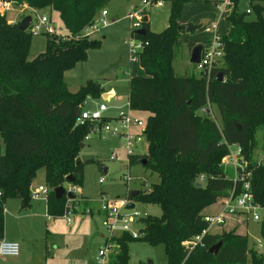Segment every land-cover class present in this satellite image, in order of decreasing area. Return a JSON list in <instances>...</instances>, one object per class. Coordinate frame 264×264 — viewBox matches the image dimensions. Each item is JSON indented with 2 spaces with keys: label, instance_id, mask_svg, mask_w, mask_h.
Instances as JSON below:
<instances>
[{
  "label": "trees",
  "instance_id": "16d2710c",
  "mask_svg": "<svg viewBox=\"0 0 264 264\" xmlns=\"http://www.w3.org/2000/svg\"><path fill=\"white\" fill-rule=\"evenodd\" d=\"M6 1L30 11H49L52 23L53 14L58 15L65 34L46 36V52L30 60L33 36L21 22L9 23L0 11V240L7 199L28 208L30 188L40 170L50 189L49 217H62L67 211L68 199H56L55 189L64 188L68 178L73 180L70 186H83L81 145L93 129L78 125V120L87 97L101 99L104 89L88 82L71 92L64 75L85 62L88 49L98 45L82 34L113 0ZM194 1L170 0L169 26L161 33L151 32L149 21L143 24L144 37L131 31L130 38L147 45L137 55L144 76L130 78L128 104L131 112L147 115L143 157L148 159L145 168L157 174L159 183L127 199L157 206L162 215L143 218L138 239L128 233L115 236L116 254L110 264H127L128 245L135 240L163 246L167 264H264L260 249L250 248L247 235L236 229L208 234L204 247L192 252L182 246L207 228L203 210L235 187L232 169L223 165L227 145L242 148L254 200L264 210V0H248L249 14L240 10L242 0H232L227 9L229 32L221 38L224 60L209 77L178 76L174 62L180 48L197 45L183 41L185 31H179L183 6ZM219 73L222 82L216 81ZM208 104L216 108L220 124L200 113ZM260 132L261 147L256 138ZM201 176L205 181L197 187ZM236 189L240 191V185ZM74 197L71 203L78 206L81 199ZM259 223L264 241V212ZM219 242L217 256L211 255L209 249Z\"/></svg>",
  "mask_w": 264,
  "mask_h": 264
},
{
  "label": "rangeland",
  "instance_id": "374dc122",
  "mask_svg": "<svg viewBox=\"0 0 264 264\" xmlns=\"http://www.w3.org/2000/svg\"><path fill=\"white\" fill-rule=\"evenodd\" d=\"M134 8V2L126 0H113L106 7L109 26L93 33L90 42L98 45L87 51V60L77 64L64 75L71 92H77L88 82L100 84L107 99L89 101L85 109L97 110L102 102H106L108 110L104 113L106 118H116L121 112H128L129 79L144 76L139 57L131 55L126 41L130 39L131 24L127 19L128 11ZM170 0H164V7H150L148 11L149 30L161 33L169 26L171 12ZM250 9L248 0H242L240 10ZM42 15H51L49 11H39ZM230 11L223 3L216 0H196L185 4L179 18L180 26L192 25L197 30L184 32L182 39L188 43L209 44L215 38L226 36L229 32ZM9 23L22 22L31 18L30 10L20 13L17 7L5 12ZM53 24L60 34H65L61 28L58 15L53 14ZM86 34H90L86 30ZM47 50V37L44 35L33 37L30 46V60L45 53ZM192 50V49H191ZM191 50L184 44L174 62V71L178 76L198 75L196 66L190 62ZM212 111L220 124L215 107ZM210 119L209 114H206ZM113 116V117H110ZM133 119L146 123L145 113L131 112ZM132 134H139L141 129L132 128ZM262 133L256 138L259 147L262 145ZM81 154L94 156V161L84 164L83 186H76L72 192L80 200L74 213L56 217H48L47 199L31 201L28 208L22 209L17 199H7L5 206V228L14 230L19 234L20 254L17 257L0 258V264H96V258L104 244L99 238L102 234L104 243L108 242L109 232L103 226V217L97 212L105 200L123 204L127 195L132 191L143 192L153 184L159 183L157 174L139 164V160L147 154V143L137 145L134 150L135 159L130 162L129 154L124 148L123 141L111 133L102 131L101 134L92 133L85 141ZM116 154V158H112ZM106 169V172H105ZM126 179L128 181H126ZM49 187L45 181V172L40 170L30 188L31 197L38 192L39 187ZM70 183L64 184L68 191ZM87 199L83 198V196ZM104 196V198H102ZM135 210L144 218L160 217L159 207L134 202ZM67 207V203H66ZM91 210L87 215L86 211ZM220 210V201L203 210L202 214H217ZM130 214V211H123ZM262 216V213L260 212ZM68 219L71 221L68 222ZM142 221V220H141ZM142 225V222H141ZM225 225V227H223ZM217 232L236 229L248 237L250 248L260 249L264 254V241L260 235L261 224L254 222L246 216H234L228 219ZM140 225H138V228ZM215 231V232H216ZM112 243L115 244L113 241ZM112 244V245H114ZM129 259L127 264H167L163 246H150L144 241H131L128 245ZM110 263L114 255H110Z\"/></svg>",
  "mask_w": 264,
  "mask_h": 264
},
{
  "label": "built area",
  "instance_id": "2783aa9c",
  "mask_svg": "<svg viewBox=\"0 0 264 264\" xmlns=\"http://www.w3.org/2000/svg\"><path fill=\"white\" fill-rule=\"evenodd\" d=\"M136 6L128 11L127 19L130 21L132 31H138L143 28L144 20L148 18V11L150 7H163L164 0H131ZM232 0H223V5L226 10L232 7ZM12 7H17L13 2L10 1H0V11L7 12L11 10ZM20 13L25 12L28 7H17ZM250 9L246 10V13H250ZM33 15L31 16V21L28 26V32L33 37L44 36H55L57 35V30L54 24L51 22L49 15H40L38 11L31 10ZM108 12L103 10L101 15L96 19V21L86 30L90 31V34H86V30L83 32V37H90L89 35L100 31L103 28L109 26L107 20ZM129 53L131 55H138L143 51L146 42H143L137 38H130L126 41ZM205 48L201 55L200 64H196V69L198 73L203 74L205 77H209L212 70L215 67L222 65L225 51L224 43L221 37L215 35V38L209 44H205ZM92 101L90 97H87L86 104ZM85 104V105H86ZM129 108V104H128ZM108 110V105L104 101L102 102L97 110L89 111L84 108L80 119L78 120V125L83 126L90 124L92 126V133L101 134L102 131L111 133L113 136L120 138L124 143V148L127 150L129 157L134 155V150L140 143H143L145 139V123L139 119H133L131 116V110L129 108L128 112H121L116 118L110 119L104 116V113ZM201 114H209L212 120L218 125V121L212 111V106L208 104L206 107L200 110ZM132 128H139L141 132L139 134H132ZM90 134V135H91ZM89 135V136H90ZM88 136V138H89ZM147 143V142H146ZM228 154L223 160V165L232 169L233 171V182L234 189L230 192V195L222 200H220V210L217 214L204 216V220L207 223V228L202 231L199 236H196L190 240L184 241L182 246L185 247L188 252H192L196 248L204 247L203 239L210 233H214L216 229L222 227L225 222L234 216H246L247 219H251L254 222H259L261 220L260 212L263 214L264 210L258 205L254 200V195L251 189V172L247 170L248 164L243 157L242 148L238 145H227ZM116 154H113V159L116 158ZM262 164V158L258 157L259 167ZM126 181H128L126 179ZM205 178L201 176L199 178L198 184L202 186ZM240 185V191H237L236 187ZM76 187H72L70 192H74ZM49 192L45 187H39L38 192L31 197L32 201H38L40 199H48ZM128 196V195H127ZM104 198V196H102ZM0 199H2V193L0 192ZM129 201L126 200L123 204L118 202L112 203L105 200L102 206L98 209V213L103 217V226L109 232L107 241L104 246L99 249L96 264H110V255H115L116 244L112 243L114 237L122 233H128L133 239H138L142 236L140 233L141 220L144 218L139 212L134 210H126L125 207ZM78 209L76 206L72 205L71 200L67 201V211L66 214L70 212H75ZM123 211H130V214H124ZM91 210H87V215L91 214ZM71 220L68 219V222ZM138 225L140 227L138 228ZM114 244V245H112ZM20 254V244L13 241H1L0 242V258L5 257H17Z\"/></svg>",
  "mask_w": 264,
  "mask_h": 264
},
{
  "label": "water",
  "instance_id": "95a60500",
  "mask_svg": "<svg viewBox=\"0 0 264 264\" xmlns=\"http://www.w3.org/2000/svg\"><path fill=\"white\" fill-rule=\"evenodd\" d=\"M31 21V18H26L25 20H23L21 22V28L22 29H27L28 26H29V23ZM148 21V18H146L144 20V22H147ZM197 30V27L195 26H192V25H186V26H180L179 27V31H185L187 33H190V32H193ZM147 34V29L145 28H142L138 31H135V35H138V36H141V37H144L145 35ZM205 44L204 43H198L197 45H195L193 47V49L191 50V53H190V62L194 65L196 64H200V61H201V55H202V52L205 48ZM223 80V74L222 73H219L216 77V81L218 82H222ZM109 95H103V99H107ZM84 144L81 145V149L83 150L84 149ZM81 161L83 164H87L88 162H92L94 161V156H91V155H82L81 156ZM139 164L143 167H146L147 164H148V159L147 158H144L142 157L140 160H139ZM105 172H106V169H105ZM68 183H72L73 180L71 178H68L67 179ZM197 187H200L201 185L200 184H197L196 185ZM54 193H55V197L56 199H62L63 197L66 196L67 199L69 200H74V195L71 193V192H67L63 187H59L57 189L54 190ZM139 192L138 191H132L129 193V196L130 198H135L136 196H138ZM126 210H134L135 209V204L134 202H129L127 204V206L125 207ZM222 246V242H219L217 245H214L213 247H211L209 249V253L213 256H217L218 254V251L220 250Z\"/></svg>",
  "mask_w": 264,
  "mask_h": 264
},
{
  "label": "crops",
  "instance_id": "0c3cea01",
  "mask_svg": "<svg viewBox=\"0 0 264 264\" xmlns=\"http://www.w3.org/2000/svg\"><path fill=\"white\" fill-rule=\"evenodd\" d=\"M216 1H219V0H216ZM134 6H136L135 4H134ZM164 7V6H163ZM163 7H160V8H163ZM149 19V18H148ZM149 21V20H148ZM198 44V43H197ZM130 80V79H129ZM103 95H105V94H103ZM103 97V96H102ZM110 117H113V116H110ZM82 155H84V154H82ZM73 187V186H72ZM72 187H69V189H68V191L67 192H70V190L72 189ZM76 190H77V188H76ZM75 190V191H76ZM83 196V195H82ZM83 198H85V199H87L86 197H84L83 196ZM69 200V199H68ZM80 205V204H79ZM78 205V206H79ZM221 206V205H220ZM77 207V206H76ZM136 207V206H135ZM97 212H98V210H97ZM66 214V213H65ZM210 215H213V214H210ZM49 217V216H48ZM18 238H19V234L17 233V232H15L14 230L12 231L11 229H9V228H5V234H4V238L2 239V240H0V242L1 241H3V240H5V241H13V242H17V243H19V241H18ZM99 238H101L102 240H103V242H102V244H104V236L102 235V234H100V236H99ZM21 251V250H20Z\"/></svg>",
  "mask_w": 264,
  "mask_h": 264
}]
</instances>
